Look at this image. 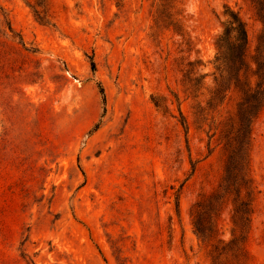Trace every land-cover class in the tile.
Here are the masks:
<instances>
[{
	"label": "rangeland",
	"instance_id": "rangeland-1",
	"mask_svg": "<svg viewBox=\"0 0 264 264\" xmlns=\"http://www.w3.org/2000/svg\"><path fill=\"white\" fill-rule=\"evenodd\" d=\"M230 10L248 45L222 78ZM249 85L264 95V0H0V264H264V105L248 192L222 183Z\"/></svg>",
	"mask_w": 264,
	"mask_h": 264
},
{
	"label": "trees",
	"instance_id": "trees-1",
	"mask_svg": "<svg viewBox=\"0 0 264 264\" xmlns=\"http://www.w3.org/2000/svg\"><path fill=\"white\" fill-rule=\"evenodd\" d=\"M257 3L260 4L258 1ZM223 29L218 33L216 38L217 53L215 56L216 68L219 70L220 76L224 78L227 73L238 74L244 66L246 48L248 45V34L244 20L238 12L230 10L228 17L223 23ZM92 69L95 70V61L93 57L90 58ZM231 70H230V69ZM238 79V78H237ZM221 80L218 81V85ZM100 92L102 94L103 102H106L105 90L101 82L98 83ZM242 100L240 102L242 120L245 123L243 131V138L239 145L231 146L227 143L230 150L226 159V169L223 178V188L230 189L234 186L238 194L241 188H245L248 192L249 178L247 176V153L245 150V140L248 137V120L252 113L258 112L264 105V95H259L251 91L250 85L247 88H242ZM247 121V123H246ZM247 126V129H246ZM233 222L238 229V234L230 240L236 245L246 229L251 211V202L248 199L235 200ZM198 202V206H199ZM194 226L196 231L201 237H206L209 228L198 218L194 216ZM238 249H243V246L236 245ZM218 251L220 248L214 246Z\"/></svg>",
	"mask_w": 264,
	"mask_h": 264
}]
</instances>
